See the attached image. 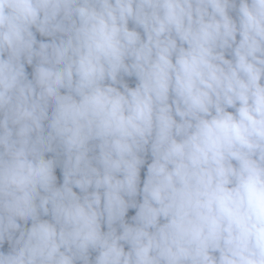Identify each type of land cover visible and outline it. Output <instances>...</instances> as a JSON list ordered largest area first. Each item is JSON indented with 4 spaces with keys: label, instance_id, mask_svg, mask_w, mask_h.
I'll list each match as a JSON object with an SVG mask.
<instances>
[{
    "label": "clouds",
    "instance_id": "9594fccd",
    "mask_svg": "<svg viewBox=\"0 0 264 264\" xmlns=\"http://www.w3.org/2000/svg\"><path fill=\"white\" fill-rule=\"evenodd\" d=\"M0 264H264V0H0Z\"/></svg>",
    "mask_w": 264,
    "mask_h": 264
}]
</instances>
